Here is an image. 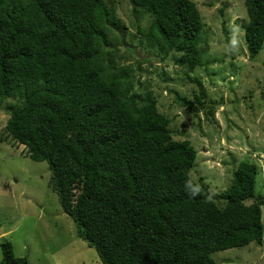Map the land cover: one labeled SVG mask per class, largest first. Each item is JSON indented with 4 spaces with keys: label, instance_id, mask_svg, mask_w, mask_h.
Here are the masks:
<instances>
[{
    "label": "trees",
    "instance_id": "1",
    "mask_svg": "<svg viewBox=\"0 0 264 264\" xmlns=\"http://www.w3.org/2000/svg\"><path fill=\"white\" fill-rule=\"evenodd\" d=\"M128 1L150 21L136 25L130 42L156 48L160 59L171 55L197 88L190 96L174 90L176 99L197 120L201 110L214 122L219 97L192 76L206 50L197 3ZM240 1L245 18L237 21L253 58L264 46V0H243L244 9ZM126 28L110 0H0V109L8 114V136L30 159L47 163L63 212L102 264H217L215 251L262 245L258 165L235 164L232 156L229 185L212 195L203 176L191 177L193 142L174 138L169 111L122 63L126 56L117 59ZM246 95L243 103L252 92ZM0 250V264H29L8 240Z\"/></svg>",
    "mask_w": 264,
    "mask_h": 264
},
{
    "label": "rangeland",
    "instance_id": "2",
    "mask_svg": "<svg viewBox=\"0 0 264 264\" xmlns=\"http://www.w3.org/2000/svg\"><path fill=\"white\" fill-rule=\"evenodd\" d=\"M194 1L205 21L206 34L202 38L206 43L201 44L206 50L200 58L201 65L194 69L192 76L203 82L207 93L219 97L212 112L215 123L203 119L205 115L201 110L200 121L197 120L176 99L174 90L190 96L192 89L197 88L192 80L185 78V69L176 64L171 55L160 59L161 53L156 48L144 49L137 45L134 37L133 43L130 42V35H137L136 25L147 27L150 21L147 14L139 18L128 0H110L116 17L127 26L124 41L117 42L121 44L116 51L117 59L125 55L122 63L132 65L134 77L145 81L147 88L154 92L159 107L169 111L175 128H172L174 138L193 142L197 151L196 165L190 173L193 179L203 176L211 195L221 193L232 178L230 160L233 156L235 164L242 159L258 165L255 193L264 196V102L261 98L264 46L253 58L249 56L237 21L245 15L237 9V0ZM210 1L214 3L208 6ZM240 3L242 5L243 0ZM221 4L224 14L218 10ZM227 42H232V48L227 47ZM249 92L252 95L243 103V97L247 98ZM234 94L241 96L237 101L240 104L230 101ZM237 106L242 118L234 114ZM252 112L256 116L253 117ZM7 119L8 114L0 109V243L10 241L15 255L27 257L29 264H102L95 249L77 235L72 218L63 212L57 194L49 186L51 173L47 163L33 161L26 150L22 152L24 145L17 144L5 131ZM223 201L220 199L218 205L222 207ZM261 210L264 228V206ZM211 255L217 264H264V237L262 245L250 242Z\"/></svg>",
    "mask_w": 264,
    "mask_h": 264
}]
</instances>
